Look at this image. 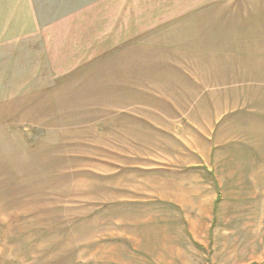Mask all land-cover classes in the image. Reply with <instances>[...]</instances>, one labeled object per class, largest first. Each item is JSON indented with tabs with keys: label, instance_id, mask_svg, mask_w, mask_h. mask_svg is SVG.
<instances>
[{
	"label": "rangeland",
	"instance_id": "rangeland-1",
	"mask_svg": "<svg viewBox=\"0 0 264 264\" xmlns=\"http://www.w3.org/2000/svg\"><path fill=\"white\" fill-rule=\"evenodd\" d=\"M201 21L205 32L196 36L214 31L219 22L223 40L230 41L248 35L243 32L247 27L261 26L264 17L214 21L205 15ZM262 36L257 32L254 40ZM100 45L93 54L107 51L105 66L85 68L79 80L56 81L55 94L53 89L43 98H10L6 89L20 85L0 81V264H264V167L255 158L244 162L242 153L233 151L235 167L247 176L236 180L247 181V192L232 199L215 193L211 173L219 148L212 144V129L206 130L204 147L192 134L203 161L187 154L189 131L184 124L177 126L178 119L164 122L158 115L160 125L168 128L151 132L138 119L147 108L132 112L141 74L126 76L135 87L125 93L118 88L117 51L106 49L109 42ZM131 52H124V63L120 55L121 66L135 54ZM136 55L149 58L142 51ZM213 80L202 84L205 104L211 103L207 88ZM47 84L29 80V92L44 91ZM232 84L237 91L263 96L264 78L247 74ZM149 93V83L143 81L142 101ZM237 100L239 109L254 108L247 96ZM229 132L232 138L237 130ZM240 144L235 139L231 145L239 150ZM200 170L209 176V188H204ZM219 205L231 214L222 218Z\"/></svg>",
	"mask_w": 264,
	"mask_h": 264
},
{
	"label": "crops",
	"instance_id": "crops-1",
	"mask_svg": "<svg viewBox=\"0 0 264 264\" xmlns=\"http://www.w3.org/2000/svg\"><path fill=\"white\" fill-rule=\"evenodd\" d=\"M263 2L0 0V81L9 80L20 85L19 88L6 89L9 93L5 96L10 98H29L31 95L43 98L53 89L55 94L58 88L56 81L73 76L79 80L77 76L86 75L83 73L85 68L104 65L102 60L109 57L107 51L99 56L93 51L102 47L101 42H109L111 46L107 45L106 49L117 51L116 58L119 57L118 88H123L130 95L135 86L129 83L126 76L134 71L141 74L138 80L139 99L132 112L138 107L147 108L142 113L143 117L138 119L146 123L151 132L152 128H168L160 125L163 121L158 115L164 117V122L178 119L177 126L182 129L184 124L189 131L187 139H184L186 146L190 147L187 154L203 161L201 151L194 150L198 143H192V134L201 138L199 147H204L208 138L206 135L210 134L206 130L212 129L213 141H210L219 148L213 154L216 171L211 173L212 185L215 193L227 194L232 199L237 193H246L248 185L247 181L237 182L236 178L247 176L241 175L243 170H237L236 159H232L230 154L233 151L242 153L244 162L255 158L264 167V93L258 97L245 89L237 91L232 88L233 79L237 76L248 74L264 78V36L259 42L254 40L255 33L264 35V23L245 28L243 32L248 35L233 37L230 41L223 40L219 22L215 30L207 31L205 36L198 37L196 34L205 32L201 21L205 15L212 16L214 21L222 16L264 17L261 13ZM192 21L197 26H193L195 23ZM191 29L195 30L193 36H189ZM126 50L135 54L125 59V64L121 66L120 55L124 63ZM136 51H142L149 58L142 60ZM151 52L157 56L154 57ZM227 75L232 79L225 78ZM208 78L214 79L212 86L207 88L212 100L210 104H205L202 84ZM34 79L48 81L47 89L29 92L28 82ZM143 81L149 83L150 93L142 101ZM243 95L248 98L247 104L255 109L247 110L250 106H245V109L236 107L240 104L237 96ZM161 98L166 100L161 103L158 101ZM256 107L260 108L259 111ZM124 113L126 111H119V114ZM230 129L237 130L232 138L227 137L231 135ZM235 139L241 141L242 148L239 150L231 145ZM199 173L203 176L204 188H209L206 184L209 176L202 170ZM225 200V197L222 198L221 204ZM218 208L222 218L231 214L223 211L225 206L219 205ZM212 217L213 214L206 215V219ZM216 217L219 218L218 213Z\"/></svg>",
	"mask_w": 264,
	"mask_h": 264
}]
</instances>
